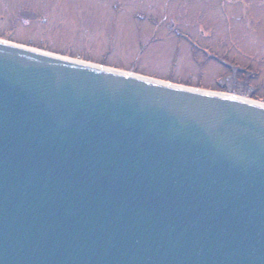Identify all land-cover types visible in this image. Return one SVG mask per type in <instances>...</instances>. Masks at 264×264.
I'll return each instance as SVG.
<instances>
[{
  "label": "water",
  "instance_id": "95a60500",
  "mask_svg": "<svg viewBox=\"0 0 264 264\" xmlns=\"http://www.w3.org/2000/svg\"><path fill=\"white\" fill-rule=\"evenodd\" d=\"M0 264H264V103L0 39Z\"/></svg>",
  "mask_w": 264,
  "mask_h": 264
},
{
  "label": "rangeland",
  "instance_id": "374dc122",
  "mask_svg": "<svg viewBox=\"0 0 264 264\" xmlns=\"http://www.w3.org/2000/svg\"><path fill=\"white\" fill-rule=\"evenodd\" d=\"M0 39L264 103V0H0Z\"/></svg>",
  "mask_w": 264,
  "mask_h": 264
},
{
  "label": "bare ground",
  "instance_id": "6f19581e",
  "mask_svg": "<svg viewBox=\"0 0 264 264\" xmlns=\"http://www.w3.org/2000/svg\"><path fill=\"white\" fill-rule=\"evenodd\" d=\"M241 99H244V100H250V99H247V98H243V97H240Z\"/></svg>",
  "mask_w": 264,
  "mask_h": 264
}]
</instances>
